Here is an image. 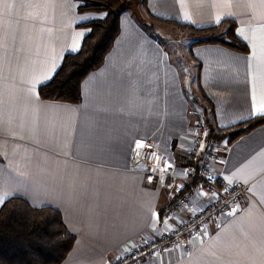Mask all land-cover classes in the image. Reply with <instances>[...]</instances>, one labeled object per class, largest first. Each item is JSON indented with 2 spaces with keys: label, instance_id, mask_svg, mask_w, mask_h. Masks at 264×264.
Returning <instances> with one entry per match:
<instances>
[{
  "label": "crops",
  "instance_id": "0c3cea01",
  "mask_svg": "<svg viewBox=\"0 0 264 264\" xmlns=\"http://www.w3.org/2000/svg\"><path fill=\"white\" fill-rule=\"evenodd\" d=\"M95 1L113 2L0 0V209L18 197L58 210L76 241L56 264H114L204 206L202 194L165 216L185 185L197 96L212 105L219 128L263 116L254 98H264V0H145L146 17L162 25L217 27L204 37L223 36L222 23L231 20L249 49L191 42L186 82L134 7L122 13L102 65L85 77L81 102L43 99L39 87L81 48L90 31L83 24L105 17L80 11ZM226 142L215 168L248 187L239 208L219 229L195 237L189 253L177 246L142 264H264V123ZM146 144L175 163L154 182L136 157Z\"/></svg>",
  "mask_w": 264,
  "mask_h": 264
},
{
  "label": "trees",
  "instance_id": "16d2710c",
  "mask_svg": "<svg viewBox=\"0 0 264 264\" xmlns=\"http://www.w3.org/2000/svg\"><path fill=\"white\" fill-rule=\"evenodd\" d=\"M131 4V0H120L118 5L95 1L79 7L80 11L105 12L106 15L83 24L90 29L89 33L81 48L67 53L52 79L39 87L43 99L81 102L85 77L104 62L120 33L121 15ZM222 25L226 27L222 37H202L195 43L219 42L234 50L247 52V44L235 35V23L225 20ZM216 28L191 27L204 35L215 32ZM201 101L210 138L230 143L264 123L263 115L233 127L219 128L212 105L203 97ZM75 241L76 236L68 229L58 210L35 208L18 197L7 200L0 209V264L61 263L68 257Z\"/></svg>",
  "mask_w": 264,
  "mask_h": 264
},
{
  "label": "built area",
  "instance_id": "2783aa9c",
  "mask_svg": "<svg viewBox=\"0 0 264 264\" xmlns=\"http://www.w3.org/2000/svg\"><path fill=\"white\" fill-rule=\"evenodd\" d=\"M195 113V142L183 168L185 185L180 195L166 207L165 216L178 214L193 198L202 194H205L206 203L194 210L192 215L179 225L140 244L120 256L114 264H142L153 256L177 246H182L184 252L189 253L195 237L204 235L209 228L219 229L246 197L248 187L245 184L229 181L215 168L217 158L228 152V143L226 140L210 138L205 118ZM136 157L148 167L149 182H154L158 173H167L175 168L174 161L160 153L152 144H146L137 150Z\"/></svg>",
  "mask_w": 264,
  "mask_h": 264
},
{
  "label": "rangeland",
  "instance_id": "374dc122",
  "mask_svg": "<svg viewBox=\"0 0 264 264\" xmlns=\"http://www.w3.org/2000/svg\"><path fill=\"white\" fill-rule=\"evenodd\" d=\"M104 2V1H103ZM120 0H113L114 5H118ZM132 4L128 9H134V7H138L139 13H142L145 18H143L145 22V27L154 35L156 36L160 41L164 42L175 62L178 63L181 70H183L184 73V79L186 82H190V76L189 78V62L191 54L188 51V48L190 46L191 42L199 40L201 37H204L206 35L197 33L196 31L189 29V28H177V27H169L167 25H162L160 23H157V20L155 18H148L144 14L143 11V0H131ZM127 9V10H128ZM224 34V33H223ZM195 36V37H194ZM217 37H222L221 35H216ZM192 65V64H191ZM191 75L193 74L195 79V68L191 66ZM192 83V82H191ZM190 83H188L187 87H190ZM193 90L198 91L197 87L193 88ZM192 91V90H191ZM202 101L201 98L197 96L194 107L196 111H198L199 116L205 118L203 114V107H202ZM206 120V119H205Z\"/></svg>",
  "mask_w": 264,
  "mask_h": 264
},
{
  "label": "snow or ice",
  "instance_id": "6c2138e0",
  "mask_svg": "<svg viewBox=\"0 0 264 264\" xmlns=\"http://www.w3.org/2000/svg\"><path fill=\"white\" fill-rule=\"evenodd\" d=\"M254 108L257 114L264 115V98H262L258 104L255 103L254 98Z\"/></svg>",
  "mask_w": 264,
  "mask_h": 264
}]
</instances>
